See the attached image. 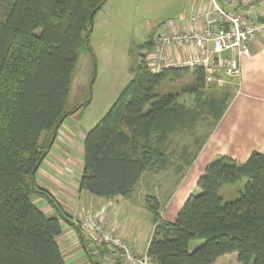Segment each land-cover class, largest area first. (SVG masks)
<instances>
[{"label":"trees","instance_id":"16d2710c","mask_svg":"<svg viewBox=\"0 0 264 264\" xmlns=\"http://www.w3.org/2000/svg\"><path fill=\"white\" fill-rule=\"evenodd\" d=\"M3 1L0 264H67L58 237L70 220L35 177L66 118L91 102L65 109L79 54L89 43L87 33L107 0ZM153 35L143 45L147 51L155 47ZM133 70L109 110L85 133L79 189L103 198L122 196L148 210L154 230L147 252L155 264H216L230 253H237L239 264H264V153L255 150L244 162L225 154L213 158L174 221L162 218L157 193L156 175L172 168L181 176L209 133L193 137L176 156L169 150L172 138L193 133L201 121L215 126L231 93L204 96L202 68L153 72L143 56ZM190 73L194 81L185 90L194 95L192 105L179 101L178 91L162 89ZM243 181L235 200L223 198L224 186ZM34 195L49 199L58 214L44 212ZM194 240L201 241L195 248Z\"/></svg>","mask_w":264,"mask_h":264},{"label":"crops","instance_id":"0c3cea01","mask_svg":"<svg viewBox=\"0 0 264 264\" xmlns=\"http://www.w3.org/2000/svg\"><path fill=\"white\" fill-rule=\"evenodd\" d=\"M220 1L225 5V0ZM199 2L202 4H195L196 12L203 6H210V0ZM226 6L240 11L248 10L253 17L264 18V0H230ZM249 47L251 55L241 60V73L236 78L234 96H231L222 117L209 132L196 159L179 176L165 206L162 203V218L165 220L174 221L189 194L198 191V178L213 158L225 154L244 162L255 150L264 153V37L251 41ZM67 120H71L73 125L71 122L67 125ZM67 120L58 130L35 177L36 184L56 198L70 220L63 223V232L58 237L67 264H98V261L106 264L105 260L109 257V252H103L102 245L95 243L79 227L87 211L98 213L113 232L138 251L147 252L154 221L152 215L150 219L141 217L140 212L145 208L122 196L103 198L79 189L84 134L78 130V122L73 120V116ZM61 133L67 134L68 140ZM33 198L47 214H58L46 197L34 195ZM224 258L221 257L216 264ZM114 264H118L115 259Z\"/></svg>","mask_w":264,"mask_h":264},{"label":"rangeland","instance_id":"374dc122","mask_svg":"<svg viewBox=\"0 0 264 264\" xmlns=\"http://www.w3.org/2000/svg\"><path fill=\"white\" fill-rule=\"evenodd\" d=\"M199 1L196 3V0H107L97 11L93 18L88 46L79 54L65 106L66 110H71L91 99L87 107L72 115L73 120L78 122V130L84 136L109 110L120 91L133 78V69L143 57L142 53L146 51L143 45L150 34L159 27L168 28V23L171 27L173 21L179 17L184 18L196 12V5L202 4ZM4 7L5 2L0 0V17ZM193 81L194 77L190 73L178 81L164 84L162 89L178 91L179 101L192 105L194 95L185 88ZM236 89V78L220 74L216 79H206L203 90L204 96H222L227 91L229 95L231 93V96H234ZM70 122L73 125L71 120L65 121L66 124ZM213 126L211 120L201 121L193 133L186 132L174 136L169 150L174 151L176 156V151L179 152L182 146L192 144L193 137L203 138ZM61 134L66 139L69 138L67 134ZM179 178L172 168L156 175L157 193L164 206ZM244 185L245 181L233 186H224L221 194L225 200H235L243 191ZM140 213L143 219H150L152 215L148 210H141ZM200 243V240H194L191 246L195 248ZM225 257L219 264H239L237 253L227 254Z\"/></svg>","mask_w":264,"mask_h":264},{"label":"built area","instance_id":"2783aa9c","mask_svg":"<svg viewBox=\"0 0 264 264\" xmlns=\"http://www.w3.org/2000/svg\"><path fill=\"white\" fill-rule=\"evenodd\" d=\"M228 4L230 0H225V5L210 0V6L179 17L171 27L168 23V28H157L154 49L142 53L148 68L153 72L168 67L202 68L211 80L220 74L239 77L242 58L251 55L250 42L264 37V18ZM79 226L95 243L107 248L106 264H114V259L118 264H154L148 252L138 251L113 232L98 213L85 212Z\"/></svg>","mask_w":264,"mask_h":264},{"label":"water","instance_id":"95a60500","mask_svg":"<svg viewBox=\"0 0 264 264\" xmlns=\"http://www.w3.org/2000/svg\"><path fill=\"white\" fill-rule=\"evenodd\" d=\"M89 33H90V32L87 33V37H89ZM54 137H55V135H54Z\"/></svg>","mask_w":264,"mask_h":264}]
</instances>
